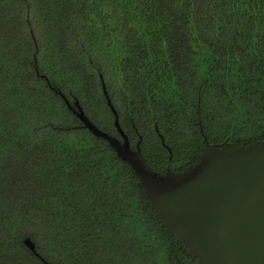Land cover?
Segmentation results:
<instances>
[{"label":"trees","instance_id":"16d2710c","mask_svg":"<svg viewBox=\"0 0 264 264\" xmlns=\"http://www.w3.org/2000/svg\"><path fill=\"white\" fill-rule=\"evenodd\" d=\"M108 99L161 173L264 140V0H0V264H198L72 108L120 139Z\"/></svg>","mask_w":264,"mask_h":264},{"label":"water","instance_id":"95a60500","mask_svg":"<svg viewBox=\"0 0 264 264\" xmlns=\"http://www.w3.org/2000/svg\"><path fill=\"white\" fill-rule=\"evenodd\" d=\"M108 102L120 139L90 121L77 101L72 108L131 165L162 225L188 254L198 264H264V140L232 149L206 142L194 164L161 173L143 156L141 139L131 147ZM24 244L39 256L29 237Z\"/></svg>","mask_w":264,"mask_h":264}]
</instances>
